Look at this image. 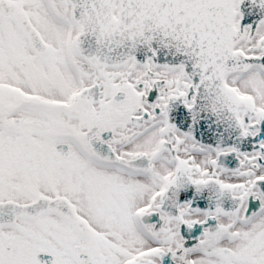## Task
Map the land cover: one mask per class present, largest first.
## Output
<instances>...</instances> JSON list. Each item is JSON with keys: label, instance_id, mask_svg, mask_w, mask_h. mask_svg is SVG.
<instances>
[{"label": "snow or ice", "instance_id": "obj_1", "mask_svg": "<svg viewBox=\"0 0 264 264\" xmlns=\"http://www.w3.org/2000/svg\"><path fill=\"white\" fill-rule=\"evenodd\" d=\"M0 264H264V0H0Z\"/></svg>", "mask_w": 264, "mask_h": 264}]
</instances>
